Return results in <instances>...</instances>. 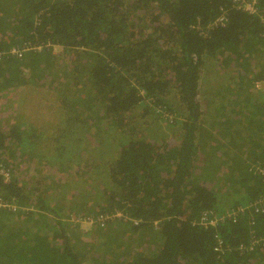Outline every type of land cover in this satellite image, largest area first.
I'll use <instances>...</instances> for the list:
<instances>
[{"label":"trees","instance_id":"trees-1","mask_svg":"<svg viewBox=\"0 0 264 264\" xmlns=\"http://www.w3.org/2000/svg\"><path fill=\"white\" fill-rule=\"evenodd\" d=\"M259 8L0 0V264H264V212L246 208L264 201ZM24 46L42 50L9 54ZM31 89L54 118L26 119Z\"/></svg>","mask_w":264,"mask_h":264},{"label":"built area","instance_id":"built-area-1","mask_svg":"<svg viewBox=\"0 0 264 264\" xmlns=\"http://www.w3.org/2000/svg\"><path fill=\"white\" fill-rule=\"evenodd\" d=\"M232 3L234 4V6H236L239 10H242L244 12H249V13H258L259 10H261L259 8L260 6V1L261 0H231ZM224 17H219L216 21V25H224ZM32 46H24L23 48L19 49V48H13L9 54L16 56V57H22L24 52L32 50V49H37V50H42V47H35V48H31ZM257 171L259 173H261L262 175H264V167H258ZM0 174L3 175L4 179L6 181L9 180L10 178V174L9 171L1 168L0 169ZM11 206L2 198H0V210L2 209H7L10 208ZM251 208L253 210V212L255 213H262L264 212V201L259 200V201H255L252 204H250L249 206H246V208ZM245 210L244 207H239L233 210H229L227 212H225L224 214H207L205 216H203L199 222L200 225L202 226H216L218 223L223 222L225 219H233L237 216L238 213H241ZM120 215L118 214L117 217H119ZM121 217V216H120ZM80 222H87V223H94L93 219H80L78 220Z\"/></svg>","mask_w":264,"mask_h":264},{"label":"rangeland","instance_id":"rangeland-1","mask_svg":"<svg viewBox=\"0 0 264 264\" xmlns=\"http://www.w3.org/2000/svg\"><path fill=\"white\" fill-rule=\"evenodd\" d=\"M61 52L60 48H54V53L55 54H59ZM207 79H205V76L202 79V84H204V82H206ZM259 87L261 86V84L258 85ZM21 95H27V97H30L29 102H27L24 107L25 110L23 111V113L26 114V119H29L32 121L33 118H41V121L43 119H45V117H51L54 118V116L57 115V112H59V109L56 110V105H54V98H48L47 95H41V92L38 91H34L33 89L31 90H26L24 92H22ZM218 103H222V101L219 99L216 100ZM48 104L49 107L47 109H44L43 107ZM40 107H42L44 109H39ZM153 116H150L148 119L150 122H153L154 118L152 119ZM210 121V120H209ZM155 122V121H154ZM51 125H54V123L52 121H50ZM162 124V123H161ZM150 130L149 132H151L152 134H154L155 136H161L160 133H162L163 129L165 130V132L169 135L172 133V129L171 128H167L166 125H161L160 124H156L153 123L150 125ZM112 150L113 147L111 148ZM213 156H215V153L213 154ZM88 160L91 159H95V157H89L87 158ZM65 203V202H64ZM66 204V203H65ZM122 216V213H117L115 214L113 217H117V215ZM119 216V217H120ZM80 217L74 218L72 220V222L77 223L79 222L78 220ZM92 224L93 223H87V222H82L81 224V228H84V230L86 229V231L90 230L92 228ZM93 238V237H91ZM90 238H88L89 240Z\"/></svg>","mask_w":264,"mask_h":264}]
</instances>
